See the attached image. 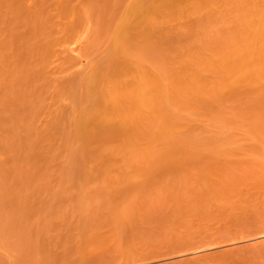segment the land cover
Listing matches in <instances>:
<instances>
[{"label": "rangeland", "instance_id": "rangeland-1", "mask_svg": "<svg viewBox=\"0 0 264 264\" xmlns=\"http://www.w3.org/2000/svg\"><path fill=\"white\" fill-rule=\"evenodd\" d=\"M0 264H264V0H0Z\"/></svg>", "mask_w": 264, "mask_h": 264}, {"label": "bare ground", "instance_id": "bare-ground-1", "mask_svg": "<svg viewBox=\"0 0 264 264\" xmlns=\"http://www.w3.org/2000/svg\"><path fill=\"white\" fill-rule=\"evenodd\" d=\"M155 6H149L148 4L143 5L139 8H128L127 15L122 20L121 24L124 30H127L130 26L129 19L136 18V19H143L146 18L152 10H155Z\"/></svg>", "mask_w": 264, "mask_h": 264}]
</instances>
